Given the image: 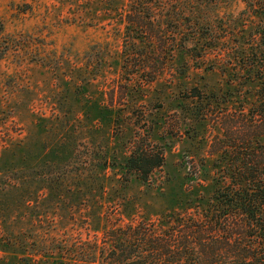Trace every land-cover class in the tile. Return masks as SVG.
Segmentation results:
<instances>
[{
	"label": "rangeland",
	"instance_id": "obj_1",
	"mask_svg": "<svg viewBox=\"0 0 264 264\" xmlns=\"http://www.w3.org/2000/svg\"><path fill=\"white\" fill-rule=\"evenodd\" d=\"M128 6L0 0V47L8 43L0 59V264H104L107 230L142 223L163 234L184 228L180 216L232 213L215 195L239 163L234 152L264 150V122L251 115L258 83L233 55L179 49L148 83L122 68ZM242 9L238 0L221 11L234 21ZM250 119L255 132L245 140ZM135 139L164 153L148 180L125 169ZM256 233L244 239L247 257L216 260L264 264ZM256 244L260 260L248 250Z\"/></svg>",
	"mask_w": 264,
	"mask_h": 264
},
{
	"label": "trees",
	"instance_id": "obj_2",
	"mask_svg": "<svg viewBox=\"0 0 264 264\" xmlns=\"http://www.w3.org/2000/svg\"><path fill=\"white\" fill-rule=\"evenodd\" d=\"M236 1L129 0V8L121 13L124 25L121 34L122 68L129 74L139 73L140 81L148 83L169 68L179 49L186 50L192 57L213 52L221 57L233 55L257 80L251 115L264 122V0H239L244 4L240 11L242 18L233 21L230 13L222 14L221 8L223 2L233 4ZM244 14L249 19L243 18ZM7 50L8 43L0 47V59ZM97 60L101 62L102 58ZM39 61L50 65L44 57ZM108 105L115 107L112 95ZM249 122L250 126V123L243 125L247 132L243 137L245 140L252 138L255 132L253 119ZM242 128L238 127V135ZM259 129L264 130V123ZM261 137L264 133L260 140ZM139 142L134 140L124 165L127 172L148 180L152 171L163 165L164 153L151 141ZM234 153L239 163L235 162L226 169L229 182L215 195L232 213H200L193 219L180 216L176 220L182 221L184 228L170 229L169 233L163 234L142 223L120 233L112 234L110 232L114 230H107L113 244L104 264H226L223 260H216V255L233 253L234 257H247L249 244L244 243V239L256 232L263 239L259 244L264 246V150L249 153L236 150ZM215 233L218 237L214 241ZM259 244L248 248H255L250 256L256 260L261 256L256 249ZM199 253L203 257L188 258ZM82 264L103 263L86 260Z\"/></svg>",
	"mask_w": 264,
	"mask_h": 264
}]
</instances>
